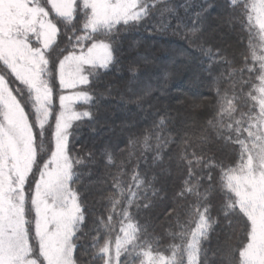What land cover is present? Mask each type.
<instances>
[{"label":"snow or ice","instance_id":"obj_1","mask_svg":"<svg viewBox=\"0 0 264 264\" xmlns=\"http://www.w3.org/2000/svg\"><path fill=\"white\" fill-rule=\"evenodd\" d=\"M149 26L179 37L210 105L150 111L168 74L154 84V57L136 45L123 56V37ZM212 33L225 43L209 45ZM130 102L151 117L139 134L113 119ZM85 127L98 149H77ZM117 128L129 132L123 147ZM185 254L264 264V0H0V264H185Z\"/></svg>","mask_w":264,"mask_h":264},{"label":"trees","instance_id":"obj_2","mask_svg":"<svg viewBox=\"0 0 264 264\" xmlns=\"http://www.w3.org/2000/svg\"><path fill=\"white\" fill-rule=\"evenodd\" d=\"M180 2H182V0H180ZM193 2L199 4L202 0H193ZM217 3L222 4L223 0H217ZM219 11L220 9H216L215 11L210 10L208 24L211 27H215V17L218 16ZM181 14L183 15V10H181ZM123 41L125 49L123 56L125 60H127L128 56L134 55V53L128 51L133 45H136V51L154 57V61L149 70L154 84L158 85L163 83L162 79H159L155 75L156 73H160L161 76L164 73L168 74L167 82L163 84V87L166 88L167 91L164 95L160 96L159 99H151L153 108L150 109V111H159L161 113L165 109L175 111V109L181 107L182 104L187 105L192 102L201 103L205 106L210 105L212 95L208 89L207 82L203 79L201 68L196 61H191L189 63L184 62L186 56L181 53L183 45L178 36H174L170 32L161 35L158 32L152 31L151 26H149L148 29L142 27L128 33L123 37ZM227 42L234 44L235 38L228 37ZM224 43L225 41L221 39L218 33H212L209 36V45L219 47ZM177 58L181 60L182 65L174 66V62ZM106 79L108 82H111L114 77L109 76ZM185 85H189V87ZM81 110L83 109L81 108ZM113 119L117 125L121 124V122H126L129 125H136L132 131L137 132V134H139V129L148 126L151 121V117L146 121L141 111L131 102L128 103L126 108L116 111ZM82 132L83 134L80 136L79 141L76 144L78 150L84 151L86 149H98L103 143V141L99 140L96 135H93L87 127H85ZM117 134L116 138L120 142L121 147H123L129 132L125 131L121 133L120 128H117ZM47 138L48 134L46 133L45 139L47 140ZM107 138L108 137H105V139ZM86 195L89 204H95L96 212L101 213L103 211V205L96 204L97 197L94 191L89 190ZM118 228L119 225H117V232ZM115 235L116 233H113V237ZM169 243H171L169 238L163 236L158 248V250L162 251L166 256L170 255V251L167 249ZM205 247L210 249V260L218 262L221 259L217 240L215 238H213L210 245L206 244ZM184 259L186 264V254Z\"/></svg>","mask_w":264,"mask_h":264},{"label":"rangeland","instance_id":"obj_3","mask_svg":"<svg viewBox=\"0 0 264 264\" xmlns=\"http://www.w3.org/2000/svg\"><path fill=\"white\" fill-rule=\"evenodd\" d=\"M179 58H177L176 60H175V62H174V66H180V65H182V62H181V60L179 59ZM180 61V62H179ZM185 86H188L189 87V85H185Z\"/></svg>","mask_w":264,"mask_h":264}]
</instances>
